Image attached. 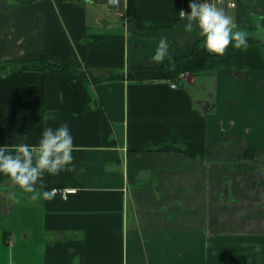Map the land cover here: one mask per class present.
<instances>
[{
	"label": "crops",
	"instance_id": "crops-1",
	"mask_svg": "<svg viewBox=\"0 0 264 264\" xmlns=\"http://www.w3.org/2000/svg\"><path fill=\"white\" fill-rule=\"evenodd\" d=\"M191 2L0 0V65L71 60L90 97L64 107L73 70L0 74V146L67 123L78 148L74 172L44 176L65 198L32 202L0 173V264H264V0H211L247 51L230 44L176 87L127 77L161 64L162 37L169 57L203 41L179 17Z\"/></svg>",
	"mask_w": 264,
	"mask_h": 264
},
{
	"label": "clouds",
	"instance_id": "clouds-1",
	"mask_svg": "<svg viewBox=\"0 0 264 264\" xmlns=\"http://www.w3.org/2000/svg\"><path fill=\"white\" fill-rule=\"evenodd\" d=\"M85 2L91 4L92 0ZM119 2L120 0H109V3L114 5H118ZM189 8L190 12L180 10L179 17L187 21L185 31L192 32L194 25L199 29L208 53L223 56L230 44L237 50L249 49L248 33L234 30L236 25L232 17L217 8L211 0L202 2L192 0ZM253 19L256 26L260 27L261 22H264V15H253ZM166 58L167 70L174 71L175 64L169 57L167 38L162 37L151 59L154 63H162ZM55 119V111H45L42 117L45 122ZM74 151H78V148L74 145V138L67 123H62L58 127L47 126L36 145L18 143L0 146V173L9 177L23 194H28V199L32 202L52 201L58 190L46 189L45 173L55 176L63 171L74 172L76 170L75 157L72 155Z\"/></svg>",
	"mask_w": 264,
	"mask_h": 264
},
{
	"label": "trees",
	"instance_id": "trees-1",
	"mask_svg": "<svg viewBox=\"0 0 264 264\" xmlns=\"http://www.w3.org/2000/svg\"><path fill=\"white\" fill-rule=\"evenodd\" d=\"M249 42H251V39ZM215 54L208 53L204 48L203 41L196 43L192 52L187 56L170 57L175 64L174 71L167 70L168 58L165 59L158 67H140L132 68L127 72V77L136 80L145 79H168L177 78L179 73L187 72L196 75L207 66V61L210 56ZM77 66L71 60H64L61 63L55 64L49 62L45 57H41L30 63L21 64L18 66L0 65V74L9 73L17 74L24 69H52L57 71L73 70L78 72L76 80H63L61 82V93L64 102V107L70 112H82L88 108L90 104L89 94L84 86L85 71H78ZM106 77L105 79H108Z\"/></svg>",
	"mask_w": 264,
	"mask_h": 264
},
{
	"label": "built area",
	"instance_id": "built-area-1",
	"mask_svg": "<svg viewBox=\"0 0 264 264\" xmlns=\"http://www.w3.org/2000/svg\"><path fill=\"white\" fill-rule=\"evenodd\" d=\"M99 1H105V2L109 3V0H99ZM109 4H111V3H109ZM112 5H114V4H112ZM114 6H116V5H114ZM184 76H185V73L181 72V73H179V75L177 76V78H175L173 80H170L171 87H176L177 80L180 79V78H182V77H184ZM55 189H57L58 190V193H60V195L62 197H64V198L66 197L67 193L73 191V189H65V188L64 189L55 188Z\"/></svg>",
	"mask_w": 264,
	"mask_h": 264
}]
</instances>
